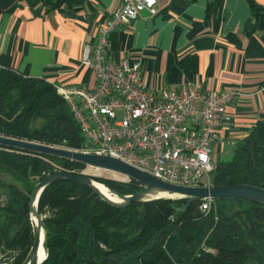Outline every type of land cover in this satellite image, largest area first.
I'll return each instance as SVG.
<instances>
[{
  "label": "trees",
  "instance_id": "16d2710c",
  "mask_svg": "<svg viewBox=\"0 0 264 264\" xmlns=\"http://www.w3.org/2000/svg\"><path fill=\"white\" fill-rule=\"evenodd\" d=\"M76 2L42 0L49 10ZM247 2L252 9L258 8L255 0ZM0 134L74 150L83 141L67 102L53 83L6 68L0 69ZM84 167L70 159L0 146V170L33 185L52 172L79 174ZM93 177L122 194L141 188L134 180ZM210 182L264 188V118L229 158L215 164ZM3 184L0 264H26L32 245L30 190L24 192L13 182ZM186 202L185 198L156 199L116 207L85 185L55 180L42 191L38 203L39 212L45 215L48 248L40 264H264L262 203L212 199L211 209L204 214L199 209L201 200L188 208Z\"/></svg>",
  "mask_w": 264,
  "mask_h": 264
},
{
  "label": "crops",
  "instance_id": "0c3cea01",
  "mask_svg": "<svg viewBox=\"0 0 264 264\" xmlns=\"http://www.w3.org/2000/svg\"><path fill=\"white\" fill-rule=\"evenodd\" d=\"M255 1L254 10L247 0H157L155 14L144 11L109 35L108 58L139 59L152 90L197 85L233 93L231 120L212 147L215 164L217 153L235 148L264 118V0ZM121 2L77 0L49 10L42 0H0V69L54 85L93 86L82 47L98 41Z\"/></svg>",
  "mask_w": 264,
  "mask_h": 264
},
{
  "label": "built area",
  "instance_id": "2783aa9c",
  "mask_svg": "<svg viewBox=\"0 0 264 264\" xmlns=\"http://www.w3.org/2000/svg\"><path fill=\"white\" fill-rule=\"evenodd\" d=\"M157 0H122L100 28L91 47L83 44L81 63L92 71L93 86L54 85L67 102L83 136L77 151L118 158L163 181L183 186L212 185V147L230 122L229 91L197 85L148 88L139 59L114 62L106 55L109 35L142 12H157ZM212 199H203L204 214Z\"/></svg>",
  "mask_w": 264,
  "mask_h": 264
},
{
  "label": "water",
  "instance_id": "95a60500",
  "mask_svg": "<svg viewBox=\"0 0 264 264\" xmlns=\"http://www.w3.org/2000/svg\"><path fill=\"white\" fill-rule=\"evenodd\" d=\"M0 146L18 149L27 152L40 153L54 157L70 159L96 169H102L134 180L141 188L130 194H122L105 184L96 180L93 176L85 173H68L55 171L46 175L39 182L35 183L29 193L28 211L29 225L32 233V245L26 264H40L48 254L44 217L39 212L38 203L42 191L47 185L58 179H67L89 187L93 193L103 201L116 207H123L132 202L145 203L156 199H177L185 198V208L198 200L234 198L245 199L262 203L264 205V188L251 184H227V185H206V186H183L163 181L147 172H144L118 158L105 154L77 151L59 146L48 145L35 141L18 139L0 134ZM9 170L11 168L7 167ZM14 171V170H12ZM15 172V171H14ZM104 185L108 191L118 197V200L108 197L101 189ZM43 236V237H42ZM42 242L44 253L41 251Z\"/></svg>",
  "mask_w": 264,
  "mask_h": 264
},
{
  "label": "rangeland",
  "instance_id": "374dc122",
  "mask_svg": "<svg viewBox=\"0 0 264 264\" xmlns=\"http://www.w3.org/2000/svg\"><path fill=\"white\" fill-rule=\"evenodd\" d=\"M233 149H234L233 146H227L224 150H222L221 152H219L215 155V159L217 161H219V160H224V159L229 158L232 155ZM213 153H212V155H213ZM81 173H85L88 175H95L98 177H103V178L112 179V180H116V181H128V179H126V177H124L122 175L114 174L112 172L102 170V169H96V168H93L90 166L84 167L82 169ZM5 182L6 183L7 182L16 183L18 186H20V188L24 192H29L28 190L31 191L32 186H33V182L28 181L26 179L20 180L17 178V175L15 173L12 175L5 170H0V203H4V201L6 200L5 185L3 184ZM100 188L105 189L102 185H100ZM41 214L43 217H45V215L43 213H41ZM1 256H3L2 253H0V258H1ZM0 262H1V260H0Z\"/></svg>",
  "mask_w": 264,
  "mask_h": 264
},
{
  "label": "bare ground",
  "instance_id": "6f19581e",
  "mask_svg": "<svg viewBox=\"0 0 264 264\" xmlns=\"http://www.w3.org/2000/svg\"><path fill=\"white\" fill-rule=\"evenodd\" d=\"M113 173V172H112ZM116 174V173H114ZM106 195H108V197H111L112 199H115V200H118V197L112 193H110L109 191L105 190V189H102L100 188ZM43 237V236H42ZM41 251L43 252L44 251V246H43V242H42V248H41ZM44 253V252H43Z\"/></svg>",
  "mask_w": 264,
  "mask_h": 264
}]
</instances>
